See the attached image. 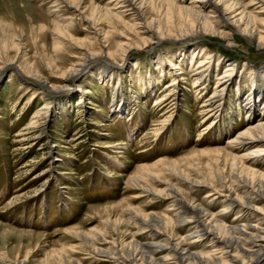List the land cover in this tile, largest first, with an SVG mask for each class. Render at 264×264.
Segmentation results:
<instances>
[{
    "label": "rangeland",
    "instance_id": "374dc122",
    "mask_svg": "<svg viewBox=\"0 0 264 264\" xmlns=\"http://www.w3.org/2000/svg\"><path fill=\"white\" fill-rule=\"evenodd\" d=\"M143 1L142 21L129 14L115 21L104 17L97 35L83 17L91 18L96 7L113 8V0H83V16L53 8L68 19L65 24L71 23L67 34L72 40H62L52 27L54 2L0 0V66H8L0 77V250L10 260L30 251L27 264H57L55 255L65 252L64 264H111L87 250L95 243L94 232L110 239L117 228L126 243L137 231L126 210L172 216L170 201L152 200L128 185L130 177L160 189L149 175L178 184L177 172L168 169L216 173L217 166L225 168L226 156L212 150L241 155L243 148H233L230 141L251 123L264 124V48L223 20L232 45L210 33L177 39L173 34L185 28L186 19L167 15L164 0ZM140 23L170 36L143 43ZM128 39L132 48L123 56L120 45ZM87 53L92 60L87 69L70 85L60 81ZM205 61L210 63L200 80ZM229 64L235 71L222 91ZM253 92H260L255 110L248 100ZM160 160L165 163L152 166ZM245 165L264 172V157ZM179 186L211 215L224 206L221 199L208 197V188L191 192L186 184ZM219 216L229 226L257 223L255 216L237 209ZM70 228L85 232L88 240L66 233ZM187 232L176 230L180 236ZM137 240L148 243L151 237ZM208 243L192 248L209 250Z\"/></svg>",
    "mask_w": 264,
    "mask_h": 264
},
{
    "label": "bare ground",
    "instance_id": "6f19581e",
    "mask_svg": "<svg viewBox=\"0 0 264 264\" xmlns=\"http://www.w3.org/2000/svg\"><path fill=\"white\" fill-rule=\"evenodd\" d=\"M41 1L45 2L48 0ZM49 1L54 2L50 13L55 17L52 27L57 32L58 39L64 40V37H67L72 40L67 34V29L70 28L71 23L65 24L68 19L59 16L52 9L58 8L56 11H59L60 8L71 10L77 14L76 16H83V0ZM113 1V8L96 7L91 18L83 17L86 23L85 26L96 33V35L99 33V22L104 17L109 21H115L121 20L122 17L129 14L131 17H136L135 20L142 21L143 0ZM195 2L198 3L197 6L191 5L190 2L188 5L178 6L171 0H164V4L167 7V15H171L173 18L175 13H178L182 18L186 19L187 23H185V28H179L173 34V37L177 39L183 38V36H188L190 32L192 34L210 33L219 35L229 45H232L234 39L231 32L225 30L224 26H222L220 21L223 20L227 24L238 27L243 36H248L255 42L257 41V48H264V0H195ZM255 6H258L257 9L260 10L251 12L250 8ZM137 26L144 35V38L141 39L143 43L155 42L154 39H163L170 36L169 34L155 33L152 29L153 25L150 24L143 23L142 25L140 23ZM179 30L184 33H179ZM130 40L128 39V42ZM59 46V43H55V49H59ZM120 46L123 48V56H126L132 48L130 42L122 43ZM194 51L196 53L198 48L194 49ZM90 58L88 53L84 57H80L74 68L64 73L60 81L70 85L73 80L87 69L92 61ZM207 61L201 66L203 72L202 74L199 73L201 75L200 80L205 78L204 68L205 65L208 66L207 63H210ZM6 68L8 66H0V77ZM234 71V66L229 64L221 79V82L223 81L222 91L227 86L226 84L232 80ZM40 82L48 86L46 79ZM50 88L52 91L63 89L62 87ZM259 93L253 92L250 94V98L248 97L251 110L254 109L255 99L259 97ZM33 120L32 124H36L39 118L34 117ZM229 144L233 145V148H243V154L233 155L223 149L212 150L218 156L223 151L226 156L224 159L225 168L217 166L216 173L201 175L199 172L192 175L190 172L178 171L177 167L168 169L170 172H177L174 175L177 176L178 184H173L169 180H160L156 174L149 175L153 182L157 181L163 186L160 189L152 187L149 183H143V178L130 177L128 185H134V187L142 191V194L148 195L152 200L165 198L170 201L172 216L145 213L130 208L124 212L129 215V223L137 230L132 234L134 237L131 241L126 243H123L122 240L120 241L117 228L111 230L112 236L110 235V239H106L102 233L94 232L95 243L86 245L87 250L94 254L95 258L110 261L111 264H259L264 257V172L249 168L245 165V162L252 158L264 157V124L260 122L251 123L248 129L238 134ZM164 161L160 160L152 166L154 167ZM215 161L217 162V159ZM207 164L212 166L213 161L210 160ZM149 168V165L140 167L143 170H149ZM225 169L228 170L229 183L226 181ZM180 184L189 186L187 189L191 192L199 187L208 188V197L213 200L221 199L224 204L223 208L220 209L218 214L211 215L206 211L203 203L190 200L189 194L181 189ZM233 209L255 216L257 223L243 226L227 225L221 220L219 215L226 214ZM182 228L188 229V232L180 236L176 233V230L179 231ZM65 232L79 237V240L83 242L88 240L87 235L84 234L85 232L81 230L70 228ZM144 234H149L151 237L150 242L141 243L137 240L138 236ZM205 241L209 242L207 246L209 250L196 251L192 248L196 243L199 244ZM120 242L121 244H119ZM29 254L30 251H27L25 257L20 258L18 255L19 258L10 260L7 252L0 250V264H27L30 261ZM55 260L58 261L57 264L68 262L65 252L57 253ZM73 263L80 264L77 260H73Z\"/></svg>",
    "mask_w": 264,
    "mask_h": 264
}]
</instances>
